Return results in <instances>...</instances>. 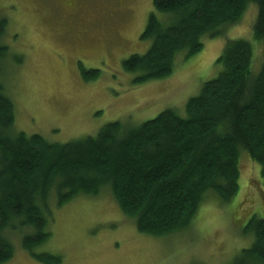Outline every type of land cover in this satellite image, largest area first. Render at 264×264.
<instances>
[{
  "label": "trees",
  "instance_id": "trees-1",
  "mask_svg": "<svg viewBox=\"0 0 264 264\" xmlns=\"http://www.w3.org/2000/svg\"><path fill=\"white\" fill-rule=\"evenodd\" d=\"M249 4L257 7L252 39L263 57L257 73L254 45L229 40L215 61L218 75L186 102L184 115L167 109L130 129L112 122L95 136L63 144L16 131L1 80L8 48L2 42L7 21L0 18V264L13 257V234L36 262L61 263L32 251L50 237L52 198L56 209L107 190L138 233L159 238L186 232L210 197L229 203L239 192L242 156L259 166L264 180V0H152L140 36L150 47L122 68L136 75L135 85L169 77L178 57L186 61L202 51L203 39L223 37ZM79 70L85 83L100 75ZM243 235L252 245L233 264H264V218L252 215Z\"/></svg>",
  "mask_w": 264,
  "mask_h": 264
},
{
  "label": "rangeland",
  "instance_id": "rangeland-1",
  "mask_svg": "<svg viewBox=\"0 0 264 264\" xmlns=\"http://www.w3.org/2000/svg\"><path fill=\"white\" fill-rule=\"evenodd\" d=\"M152 12V0H0L8 48L1 80L16 131L63 144L95 136L112 122L130 129L167 109L184 115L186 102L218 75L215 61L229 40L254 45L252 70L259 71L261 47L252 39L257 7L249 4L223 37L203 39L202 51L186 61L178 57L169 77L133 84L136 75L125 73L122 62L148 51L151 42L140 36ZM79 66L100 75L85 83ZM207 200L186 232L156 238L138 233L107 190L56 209L52 198L50 237L32 251L59 257L60 264H233L252 245L243 235L249 218H264L259 166L242 156L238 194L226 204ZM10 239L14 252L6 264H41L22 249L18 235Z\"/></svg>",
  "mask_w": 264,
  "mask_h": 264
}]
</instances>
